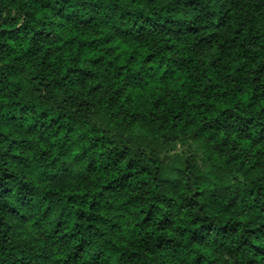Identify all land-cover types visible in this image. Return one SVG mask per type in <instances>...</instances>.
<instances>
[{
	"label": "clouds",
	"instance_id": "clouds-1",
	"mask_svg": "<svg viewBox=\"0 0 264 264\" xmlns=\"http://www.w3.org/2000/svg\"><path fill=\"white\" fill-rule=\"evenodd\" d=\"M0 264H264V0H0Z\"/></svg>",
	"mask_w": 264,
	"mask_h": 264
}]
</instances>
